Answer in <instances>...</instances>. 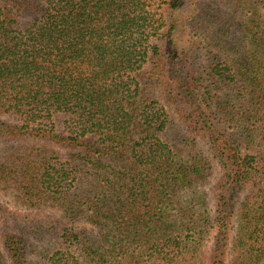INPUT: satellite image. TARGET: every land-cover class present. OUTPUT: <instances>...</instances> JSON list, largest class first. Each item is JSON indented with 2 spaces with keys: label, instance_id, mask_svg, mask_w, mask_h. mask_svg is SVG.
Returning <instances> with one entry per match:
<instances>
[{
  "label": "trees",
  "instance_id": "1",
  "mask_svg": "<svg viewBox=\"0 0 264 264\" xmlns=\"http://www.w3.org/2000/svg\"><path fill=\"white\" fill-rule=\"evenodd\" d=\"M0 192V264H264V0H0Z\"/></svg>",
  "mask_w": 264,
  "mask_h": 264
},
{
  "label": "rangeland",
  "instance_id": "2",
  "mask_svg": "<svg viewBox=\"0 0 264 264\" xmlns=\"http://www.w3.org/2000/svg\"><path fill=\"white\" fill-rule=\"evenodd\" d=\"M219 176V170L215 172L214 176L212 177V184L214 182H216L217 178ZM12 199L10 198V196H8L6 193L4 192H0V204L8 209L10 212L12 213H17L18 214V217L19 219H21V221H23L24 217L25 216H31L33 218H37L39 220H42L44 219L45 217H49V216H55V213H51V212H47V213H44V212H41L40 210H25V209H17V207L12 203L11 201ZM52 214V215H50ZM0 221H1V228H2V231H4L6 229V227H9V229L11 231L15 230L14 226H15V223L14 221L10 218V220H7L5 218H3L1 216L0 218ZM78 226L80 228H83V229H86L87 227L84 225V224H78Z\"/></svg>",
  "mask_w": 264,
  "mask_h": 264
}]
</instances>
